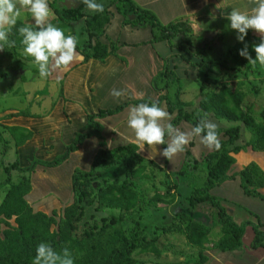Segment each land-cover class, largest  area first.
Returning <instances> with one entry per match:
<instances>
[{
    "label": "crops",
    "instance_id": "obj_1",
    "mask_svg": "<svg viewBox=\"0 0 264 264\" xmlns=\"http://www.w3.org/2000/svg\"><path fill=\"white\" fill-rule=\"evenodd\" d=\"M63 1L65 0H57L56 2L54 0V4L55 6H57L56 3L64 5ZM134 1L141 7L154 12L165 25L177 20L187 21L203 37L215 36V38H220L216 42L220 43V48L224 49L226 56L229 48L233 47L238 40L236 39V31L228 27L229 21L222 13H227L231 10V7L245 10L247 6V0ZM79 3L75 0V2L73 1L72 4H67L66 6L70 8L79 7L82 11L87 12L85 5ZM110 4L114 8L108 7L109 5L105 7L109 11L110 21L105 24L104 31L101 34H95L91 38L92 45L97 42L108 45L110 54L104 60L97 58L85 60L88 46L84 47L83 44L88 43L84 41L87 35L85 31L83 34L82 30L88 20L86 16L75 24L76 29H80L79 36L76 35L78 37L77 40L83 41L78 42L80 46L77 47L80 58L72 63L69 70L62 73H54L49 77L50 81H55L58 84L53 94L47 90L46 86H42L41 91L43 92L38 97L36 96L37 91L34 90L33 92L34 98L31 97L30 102L35 101L36 105H42L43 108L39 111L30 110L27 102L25 103V108L7 107L0 110V125L2 124L9 132V134L3 133V136L9 140L5 142L7 146L6 152L12 153V159L7 163L10 164L16 161L21 166H26L34 157L49 161L63 153L77 133L90 130L87 127L89 114H98L101 109H114L118 105L126 103L124 108L118 112L103 117H96V120L104 127L102 137L96 135L87 137L83 143L79 144L76 150L70 153L69 158L60 165L45 166L39 164L36 167L35 171L31 173L32 190L25 195L34 211L50 213L49 208L53 211L59 207L58 203L66 202L69 204L73 202L75 193L72 178L75 169L91 170L101 147L111 151L129 143L136 144L130 139L132 133L127 127L128 110L131 106L139 105L134 102L135 100L143 98L151 101L157 100L160 92L153 85V77L162 70L166 60L170 68L182 80L181 97L188 112L199 108L202 99L210 92L219 91L223 84H229L236 80L246 81L250 79L252 81L253 79H258L248 69H246V73L235 69L237 71H235L233 76L236 79L233 77L228 82L227 80H219L213 65L201 68L193 63L197 60L196 56L193 55L196 50H191V46L181 42L179 37L172 39V44L180 42L188 50L172 46L170 42L165 40L154 42L150 26L126 24L124 16L117 10L115 2ZM49 7L52 13L49 18L50 22L57 18V14L50 4ZM57 7L60 8V5ZM26 13L28 14L27 18H31L27 11ZM213 16L216 18L213 19ZM24 22L28 23V21ZM228 35L234 36L235 43L225 48L221 46V42ZM114 47L115 50H113ZM22 50L17 49L23 55ZM198 51H201V49ZM7 55L14 57L10 52L8 53L7 48L0 51L2 62L0 66L3 67V65L9 64L8 59H5ZM210 55L215 59L220 58L214 52ZM225 58L227 59L228 57ZM18 59L27 61L26 65L29 72L27 74L26 70H21L19 73L21 75L15 82V86H11L9 90L1 91V94L6 93L3 98L8 94L17 95L20 92H24L25 96L26 93L23 91L24 81L25 83L30 79L35 81L37 76H39L38 68L28 65H31V57L24 56V58L19 57ZM227 63L230 66H241L234 62L232 56H229ZM57 75H59V79H57ZM242 76H246L245 80L241 78ZM191 81L192 83H197L198 88L196 86L195 89V84H190ZM129 86L131 87L129 88ZM113 88L127 89V95L117 100L109 94ZM261 89L262 87L260 89L258 87L257 96L249 104L243 101V107L245 109L251 107L255 119L264 124V100L261 99L263 96ZM190 90H197V94L192 93L189 95ZM140 93H142V97L137 95ZM250 94V92L246 93V97ZM250 96L252 97V94ZM160 107L170 114V122L172 123L177 111H170L165 100L162 101ZM22 111H27L28 114L16 115L17 112ZM208 118L217 125V128H226L234 124L239 125L241 136L236 141V145H245L252 137V132L248 130L242 121H229L225 117H217L214 112H209ZM11 126L27 128L33 132V135L25 143L17 146L13 132L10 129ZM193 126L192 122L181 120L175 127L186 131ZM220 137L228 138L223 132ZM165 139L167 140V136ZM166 146V144L157 145L150 149L145 145L144 150L140 151L139 148L138 152L146 160L154 161L157 165L166 168L168 173L182 169L185 164H195V160H198L199 167H194L192 173L182 177L181 187L182 185L188 187V191L185 190V195L189 196L195 187L201 186L206 182L207 174L202 162L205 155L213 150L206 148L198 140H193L186 146L185 151L178 154L174 158L173 163H171L167 158L160 155V152ZM232 155L235 157V162L228 170V178L216 185L211 192L236 223L248 222L242 239L243 244L238 249L222 251L213 248V242H207L206 245H211L210 248H206L204 251L207 260L199 264H264V246H252L256 236V227L264 235V197L247 193L242 186V180L239 175L252 162L256 163L264 172V149L248 145L239 152H232ZM250 188H255L264 195V184L257 183L251 185ZM33 202L37 205L35 206ZM204 204L210 205L209 203ZM215 227H218L220 234V225L218 224Z\"/></svg>",
    "mask_w": 264,
    "mask_h": 264
},
{
    "label": "trees",
    "instance_id": "obj_2",
    "mask_svg": "<svg viewBox=\"0 0 264 264\" xmlns=\"http://www.w3.org/2000/svg\"><path fill=\"white\" fill-rule=\"evenodd\" d=\"M115 2L117 10L124 16L126 24L150 26L153 34V41H168L172 46L187 47L180 42L172 44V39L179 36L180 31L189 26V22L177 20L167 25L163 24L154 12L138 5L134 0H111ZM50 6L54 8L57 18L50 21L53 25L64 30L65 35H78L79 28L76 29L75 24L80 22L87 16V12L78 8H70L61 5V9L55 6L54 0H50ZM83 4V3H82ZM85 27L82 33H86L83 44L87 47L85 60L97 58L104 60L110 50L107 44L97 42L92 45L91 38L95 34H101L104 26L110 21L109 11L105 8L103 12L94 14L93 18L86 17ZM30 25V23L17 20L16 26L9 34V41H15V45L10 48V54L21 56L22 53L17 49H23L21 43L22 37L18 33L21 26ZM34 26V24H32ZM77 37V36H76ZM78 38V37H77ZM84 38V37H83ZM79 42V39H78ZM83 42V41H81ZM260 42V37L249 30L244 42H237L230 47L227 57L232 56L234 62L245 66L255 77H264V65L258 61L255 65L248 62L247 58L239 55V49L248 45V51L251 57L255 58L254 44ZM80 45L77 43V47ZM211 47V46H210ZM7 48V46H6ZM8 49V48H7ZM9 50V49H8ZM115 50V47L113 48ZM208 52L201 50L193 54L196 61L193 63L199 67H208L219 64L221 67H229L227 59H215ZM246 84L243 80H236L230 84L221 85L219 91L210 92L202 99L199 108L192 112H188L185 103L182 100V80L177 73L170 68L168 61L154 77L153 85L160 92L159 97L155 101L148 99H138L134 102L149 103L157 102L158 105L165 100L170 111H177V115L172 124L175 127L179 121L187 120L194 124L199 123V119L204 113L214 112L217 117H225L229 121H242L248 130L252 132V137L245 145H236V141L241 136L240 126L234 124L226 128H217L221 143L220 150H213L205 155L202 164L205 166L207 174L206 182L193 189L188 196L189 203L193 207L200 204L209 203L216 210L217 223L220 225V234L217 239L212 240L210 235L213 229L211 225L202 222L195 216H189L185 220V232L187 240L190 244L197 245L200 252L199 263L205 262L207 256L204 254L207 242H213V248L222 251L235 250L242 247L243 235L248 222L238 224L232 216L221 205L220 201L212 194L211 190L228 178V170L235 162L232 152H239L248 145L256 148L264 149V124L259 122L253 116L252 108L245 109L243 101L246 96V90L243 89ZM126 103L118 105L114 109H101L98 114H89L87 132H79L73 141L67 146L66 150L57 155L52 160H43L34 157L26 166H21L19 162H12L6 166L7 178H0V188H5L4 198L0 203V225L5 223L7 228L0 231V264H32L35 256L36 247L41 243L51 245L56 251L60 252L64 248H68L74 257V264H142L139 258L141 253L148 251L159 252L160 247L155 238H144L135 245L129 238L123 223L130 217V213L140 204L139 192L135 188V178L139 177L146 167L141 161L145 158L139 154L138 145L129 143L119 146L113 150H105L100 148L96 155L93 167L89 171H83L76 168L73 173V190L75 200L68 204L63 211V215L58 220L56 218V210L53 214L44 211H34L25 195L32 190L31 173L35 171L39 164L45 166H57L66 161L70 153L76 150L79 144L92 135L102 137L103 125L96 120V117H103L124 108ZM17 114H28L27 111L17 112ZM16 145L25 143L33 135V132L27 128L20 126H11ZM224 133L228 138H221ZM103 146V143H102ZM115 153H126L134 156V159L140 161L139 167L135 168L131 162L127 166L129 170L123 181H114L103 187L99 181H94L92 176L95 168L99 163L103 164L108 160V156ZM153 164L157 165L154 161ZM198 163V160H195ZM158 166V165H157ZM13 170H17L23 174L17 182H11ZM242 186L247 193L264 197L255 188H250L254 184H264V172L254 162L246 166L240 173ZM156 201H162V197H157ZM95 206L96 210H104L106 208H118L120 213L118 216L111 214L102 218L103 223L95 230H85L78 232L79 224L86 215L87 207ZM14 218L16 225L9 222ZM56 224L57 229H52V225ZM217 224V225H218ZM1 229V227H0ZM253 247L264 246V235L258 227H256V236L252 243Z\"/></svg>",
    "mask_w": 264,
    "mask_h": 264
},
{
    "label": "rangeland",
    "instance_id": "obj_3",
    "mask_svg": "<svg viewBox=\"0 0 264 264\" xmlns=\"http://www.w3.org/2000/svg\"><path fill=\"white\" fill-rule=\"evenodd\" d=\"M50 0H48L49 2ZM57 0H55L56 2ZM75 0H65L64 5L72 4ZM76 2H81V0H76ZM98 3H101L105 7L112 6L110 3L111 0H97ZM79 3V4H80ZM57 6L62 4L56 3ZM86 7V6H85ZM98 13V12H97ZM94 14L87 11V17L90 19L93 18ZM28 14L26 10H21V16L18 18L20 20L28 21V23L33 24L32 17L27 18ZM189 26L191 25L188 23ZM198 30L194 27H186L180 31L179 39L181 42L187 43L191 46V50H204L208 52L210 50V54L214 52V54L220 56V60H224L226 56L223 48H220V43H217L216 40H220V38L216 37H203ZM9 39V38H8ZM177 40V39H176ZM81 42V41H79ZM235 43V38L233 35H228L221 42V46L227 48L230 45ZM211 46V47H210ZM213 47V48H212ZM10 49L8 50L9 53ZM11 57L7 55L5 59H8L9 64H5L0 66V110L7 107H15V108H25V103H29L30 110L39 111L43 108L42 105H36L35 101H31V97L34 95V90L37 91L36 96L38 97L43 91H41L42 86H46L47 90L53 94L56 90V86L58 85L55 81L52 82L49 78H41L37 76L34 80H29L23 83V91L17 95L8 94L5 98L3 96L6 94L5 92L1 94V91L5 89L9 90L11 86L17 82L19 76L21 74V70H26L28 74L29 69H27L26 60L18 59L19 57L24 58L22 56ZM16 56V57H15ZM11 58V59H10ZM229 57L227 58V60ZM22 60V61H21ZM32 60V59H30ZM233 62V60H232ZM28 64L29 66H34L32 61ZM0 64H2L0 59ZM15 66V67H13ZM215 74L219 80H228L233 78L235 74V69L246 73L245 66H236L232 65L226 68L221 67L219 64L213 65ZM240 69V70H239ZM18 72V73H17ZM228 74H230L228 76ZM239 75V74H238ZM246 76H242L241 78L245 80ZM235 78V77H234ZM236 79V78H235ZM246 84L243 89L247 90L246 93L250 92L252 97L248 95L245 96L244 102L249 104L250 101L254 100L258 93V87H262L261 91L263 96L261 99L264 100V77L261 79H253L252 81L246 80ZM195 84L198 88L197 83ZM230 84V83H229ZM15 86V85H14ZM13 86V87H14ZM200 88V87H199ZM190 90L189 95L192 93L197 94V90ZM259 91V90H258ZM2 130V132H1ZM3 133H8L6 128L0 125V178H7V162L12 159V153L6 152L7 146L5 145L6 141H9L3 136ZM128 162H131L132 166L137 168L140 166L141 162L146 165L142 174L135 178V188L139 192L140 204L130 213V217H128L123 223L124 228L126 230L127 235L130 240L137 245L139 242L144 240V238H155L156 242L160 247L159 252L148 251L145 253L137 254L139 258L142 260V264H199L200 260V252L201 249L197 245L190 244L187 240L186 232H185V220L189 218V216H195L199 218L202 222L211 225L210 229L212 233L210 235L212 240H215L219 236L218 227H215L217 223L216 209H214L211 205L200 204L197 207L191 206L188 200V196L185 195V190L188 191V187H181L182 177L192 173V169L194 167H199V163L193 164L188 163L185 164L184 167L176 172L168 173L166 168L157 166L153 164L149 160L137 161L134 159V156L126 153H115L111 156H108V160L101 164L99 163L95 168L92 179L94 181H99L102 183L103 187L107 184L112 183L114 181H123L126 177V173L129 170L127 166ZM14 173L11 175V182H17L22 178L23 174L17 170H13ZM7 191L5 188H0V203L2 202L5 192ZM162 197V201H156L157 197ZM72 203V202H71ZM31 204V203H30ZM36 206L37 204L33 202ZM70 204V203H69ZM68 203H58L56 209V218L59 220L63 215L64 207L67 206ZM53 210V211H54ZM209 210H211L209 212ZM51 208H49L48 214H53ZM210 214H209V213ZM120 210L118 208H106L104 210H96L95 206L87 207L86 215L83 220L79 224L78 232H84L85 230H95V228L99 227L103 221V217L111 216L114 214L118 216ZM9 222L13 225H16L14 218L10 219ZM0 231L7 228L5 223L0 225ZM57 225L53 224L52 229H57ZM210 243V242H209ZM206 248H210L211 245H205ZM205 248V250H206ZM204 250V251H205Z\"/></svg>",
    "mask_w": 264,
    "mask_h": 264
},
{
    "label": "clouds",
    "instance_id": "obj_4",
    "mask_svg": "<svg viewBox=\"0 0 264 264\" xmlns=\"http://www.w3.org/2000/svg\"><path fill=\"white\" fill-rule=\"evenodd\" d=\"M81 2L86 6V11L92 13L104 11V5L97 0ZM22 9L31 15L34 22V26L30 24L18 29L24 46L23 55L32 58L39 76L47 79L54 73L69 70L72 63L80 58L77 52L78 40L75 35H65L63 29L49 22L52 13L48 0H0V51L6 46L10 49L15 45V41H9L8 37L16 26ZM222 15L229 21L228 27L236 31V39L239 42L245 41L249 30L260 37V42L253 45L254 59L249 54L246 43L238 51L249 63L255 65L258 61L264 65V0H247L245 10L231 7L230 11ZM215 18L213 16V19ZM59 78L57 75V79ZM109 94L119 100L127 95V89L113 88ZM137 95L142 97V93ZM170 120V114L157 102L131 106L127 114V127L132 133L130 139L139 146L140 151L144 150L145 145L151 149L153 146L166 144L160 155L171 163L193 140H198L210 150H220L217 125L208 118L207 113L200 117L198 124L186 131L174 127ZM32 264H74V257L68 248L58 252L51 245L41 242L36 247Z\"/></svg>",
    "mask_w": 264,
    "mask_h": 264
}]
</instances>
